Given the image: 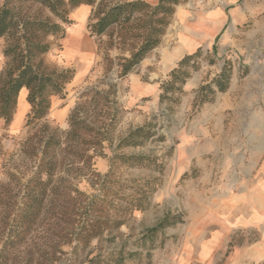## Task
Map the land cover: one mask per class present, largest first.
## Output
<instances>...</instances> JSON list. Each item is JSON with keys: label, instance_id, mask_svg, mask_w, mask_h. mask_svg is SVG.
I'll return each instance as SVG.
<instances>
[{"label": "rangeland", "instance_id": "374dc122", "mask_svg": "<svg viewBox=\"0 0 264 264\" xmlns=\"http://www.w3.org/2000/svg\"><path fill=\"white\" fill-rule=\"evenodd\" d=\"M177 8L184 24L201 34L190 54L198 48L201 54L194 59L199 70L191 72L180 104L171 113L159 105V86L176 65L164 72L144 65L152 51L123 80L115 69L105 73L97 42L86 29L92 7L83 21L77 8L69 11L72 23L65 27L61 47L46 55L45 62L73 69L75 74L65 86L64 97L51 98L47 127L41 128L43 121L26 126L27 116L17 128L4 127L0 120V247L20 189L36 169L39 140L55 129L63 136L76 106H83L81 115L97 127L112 123L101 143L72 144L97 146L96 154L80 152L79 161H74L71 154L57 152L60 165L50 188H58L60 195L50 193L25 240L6 253L8 264H88L92 257L121 247L141 252L137 241L167 212L179 214L181 223L161 231L149 258L124 264H264V0H185L175 12ZM71 32L82 35L76 52L68 46ZM1 48L0 40V70ZM110 55L118 53L112 50ZM212 60L215 63L210 64ZM224 61L233 67L228 90L216 94L213 102L195 107V90L218 73ZM145 84L150 86L142 91ZM109 85L115 94L107 93ZM91 91L104 92L103 97ZM145 124H150L153 135L144 145L116 149L129 131ZM114 153L157 157L164 170L159 174L119 163L111 169ZM93 154L90 163H84ZM107 174L111 180L153 178L158 187L145 211L135 212L118 231L73 254L65 243L69 238L65 230L76 211L74 202L61 192L76 188L91 196L100 182L98 175ZM57 177L61 183L55 182ZM72 196L84 199L75 192Z\"/></svg>", "mask_w": 264, "mask_h": 264}, {"label": "trees", "instance_id": "16d2710c", "mask_svg": "<svg viewBox=\"0 0 264 264\" xmlns=\"http://www.w3.org/2000/svg\"><path fill=\"white\" fill-rule=\"evenodd\" d=\"M185 0H157L155 5L140 0L122 1L110 4L107 0H0V40L3 65L0 70V120L4 127H9L17 108V99L21 90L27 92L26 101L30 106L26 126L37 125L47 127L45 120L51 105L52 97L63 98L65 86L74 77L73 69H61L45 62V56L53 49H60V41L65 36V27L72 22L68 19L71 9L80 6L92 7L88 19L87 30L97 42V52L102 54L105 73L116 70L119 79H125L139 64L156 49L166 34L175 13V8ZM105 39V40H104ZM115 50L118 55L112 57ZM201 48L193 54L185 55L171 69L167 78L159 86V105L167 106L168 112L180 104L184 94L183 86L190 78L191 72L199 70V63L194 59L200 56ZM210 64L215 63L213 60ZM233 76L230 61H224L220 71L210 80L195 90L193 105L200 108L214 101L216 94L228 90ZM115 94L109 85L107 93ZM97 97L104 92L91 91ZM83 106H76L68 117L69 129L61 133L55 129L51 134L39 140V156L36 157V169L27 178L20 189L18 200L6 224L5 236L0 247V264H8L4 260L6 253L18 247L29 234L36 221L38 212L50 196L59 194L50 185L54 182L56 169L60 165L57 152H67L78 160L81 153L92 150L96 154L97 146H72L85 143L99 144L104 139L112 121L105 128L97 127L81 115ZM106 129V130H103ZM153 134L150 124H145L128 132L116 149L141 147ZM83 136H88L85 139ZM63 144L69 146H61ZM100 147V146H99ZM30 149H32L30 147ZM87 155L84 163L89 164L95 155ZM81 157V156H80ZM79 161V160H78ZM121 164L129 169H144L161 174L164 165L157 157L122 155L114 153L110 159V168ZM100 182L96 193L85 196L76 188L62 190L61 196L73 203L75 213L68 220L69 228L65 231L73 254L84 252L94 240L105 234L118 231L135 212L145 211L158 183L156 179H124L111 180L110 174L99 176ZM55 182H62L57 177ZM75 192L79 200L72 196ZM179 214L167 212L159 222L146 229L137 241L136 247L141 252H126L121 247L109 253L92 257L88 264H124L128 260L150 257V250L161 231L167 227L181 223ZM26 262L25 264H32ZM42 264V263H37ZM46 264H53L48 261Z\"/></svg>", "mask_w": 264, "mask_h": 264}, {"label": "crops", "instance_id": "0c3cea01", "mask_svg": "<svg viewBox=\"0 0 264 264\" xmlns=\"http://www.w3.org/2000/svg\"><path fill=\"white\" fill-rule=\"evenodd\" d=\"M122 1H130V0H122ZM140 1L147 2L151 5H155L157 2V0H140ZM77 9L79 14V19L83 21L87 16V14L89 13L90 7L80 6ZM186 29H188L187 32ZM168 30L169 31L163 37L161 44L156 49L153 50L151 57L143 61L145 62L144 65H147L148 63V65H155L157 67L156 70L162 72L168 71L171 68H173L181 58H183L185 55H189L190 53H192L195 50V48L198 46V40L200 39L201 34L196 31V28L194 26H188L184 24V21L181 20V11L178 8L177 11L175 12L173 23H171ZM73 35L75 37H72ZM81 41H82V35L77 32H71V34L67 36L68 46L70 50L74 52L81 49ZM61 69H65V68H61ZM148 86L150 85L145 84V86L144 85L141 86V90L145 91L148 88ZM26 95L27 92L25 90H21L19 93L17 99V108L13 116V120L11 122V127L13 128H17L22 122L23 118L25 116H28L30 112V106L26 101Z\"/></svg>", "mask_w": 264, "mask_h": 264}, {"label": "bare ground", "instance_id": "6f19581e", "mask_svg": "<svg viewBox=\"0 0 264 264\" xmlns=\"http://www.w3.org/2000/svg\"><path fill=\"white\" fill-rule=\"evenodd\" d=\"M191 38V37H190ZM167 67V66H166Z\"/></svg>", "mask_w": 264, "mask_h": 264}]
</instances>
